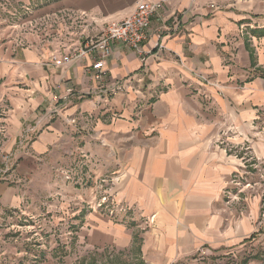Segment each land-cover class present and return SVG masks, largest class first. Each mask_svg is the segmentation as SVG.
I'll return each instance as SVG.
<instances>
[{
  "label": "crops",
  "instance_id": "0c3cea01",
  "mask_svg": "<svg viewBox=\"0 0 264 264\" xmlns=\"http://www.w3.org/2000/svg\"><path fill=\"white\" fill-rule=\"evenodd\" d=\"M141 1H163L142 55L111 42L104 85L90 58L49 63ZM221 1L0 0V212L89 181L65 191L78 229L66 264H192L264 235L258 195L238 210L227 197L249 158L264 161V28Z\"/></svg>",
  "mask_w": 264,
  "mask_h": 264
},
{
  "label": "rangeland",
  "instance_id": "374dc122",
  "mask_svg": "<svg viewBox=\"0 0 264 264\" xmlns=\"http://www.w3.org/2000/svg\"><path fill=\"white\" fill-rule=\"evenodd\" d=\"M223 9L248 13L260 28H264V0H222ZM264 30V29H262ZM258 141L260 137H253ZM264 142V134L261 137ZM240 148H227V152L237 157ZM250 156V155H249ZM247 158L246 155H243ZM64 166L62 171H64ZM233 177L227 197L234 203L236 210L257 194L260 206L264 208V161L257 158L248 159L241 171ZM60 174V173H59ZM47 173L44 174L45 178ZM63 176V174H61ZM80 181H63L56 198L43 197L22 210H4L0 212V264H42L51 257L57 264H66L68 255L76 248L74 223L69 197L65 191L86 187ZM66 204V205H65ZM68 205V206H67ZM72 206V205H71ZM76 222V221H75ZM264 224V223H263ZM240 246V247H239ZM71 250V252H70ZM133 257V258H132ZM84 258V259H82ZM79 258L76 264H143L137 254L121 256L113 261L108 254L97 257L90 253ZM264 264V235L259 232L252 238L244 240L230 252H208L198 255L192 264Z\"/></svg>",
  "mask_w": 264,
  "mask_h": 264
},
{
  "label": "built area",
  "instance_id": "2783aa9c",
  "mask_svg": "<svg viewBox=\"0 0 264 264\" xmlns=\"http://www.w3.org/2000/svg\"><path fill=\"white\" fill-rule=\"evenodd\" d=\"M162 6L163 1L151 3L146 1L138 2L133 12L126 18L119 21L112 20L107 22L103 36L97 41L85 44L83 47H76L66 53H51L49 63L52 66L64 67L73 62L90 58L92 61L89 68L91 76L99 84L104 85L107 81L105 62L111 56V42H119L137 55H142V45L148 37L150 18ZM214 8V5L210 6V9ZM0 23H2L1 20ZM72 93L73 90L68 88L63 99L67 100ZM52 113H58V109H53ZM102 200L105 201L106 198H102ZM149 223H153L151 219Z\"/></svg>",
  "mask_w": 264,
  "mask_h": 264
}]
</instances>
